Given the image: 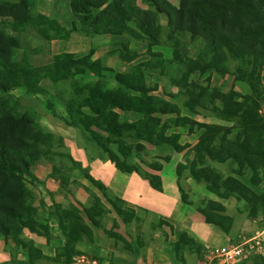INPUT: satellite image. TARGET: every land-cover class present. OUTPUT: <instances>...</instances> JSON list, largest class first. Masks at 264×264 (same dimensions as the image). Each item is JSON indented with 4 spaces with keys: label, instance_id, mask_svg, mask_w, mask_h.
Wrapping results in <instances>:
<instances>
[{
    "label": "trees",
    "instance_id": "1",
    "mask_svg": "<svg viewBox=\"0 0 264 264\" xmlns=\"http://www.w3.org/2000/svg\"><path fill=\"white\" fill-rule=\"evenodd\" d=\"M32 1L18 0L6 5L8 11L5 13L12 17V29L18 36L0 28V91L9 92L19 85L17 79L21 78L31 91L40 89L39 81L43 78L54 84H73L70 86L68 99L62 97L67 123L84 130L119 170L137 172L149 180L154 188L161 189L160 175L143 174L136 165L128 163L127 159L135 154L132 150L124 151L127 144L123 138L133 135L148 140L156 148L167 146L180 152L186 145L180 144L178 133L167 134L169 127L159 114H175L177 125H186L193 120L181 115L179 105L169 103V107H166L165 101L149 94L150 90L140 65L134 66L130 71L117 72L103 64L100 59H92L94 50L91 49L90 55L84 57L77 53L63 52L54 55L53 60L43 66L33 67L27 63L24 67L20 65L18 75L15 70L16 61L12 56L14 50L21 47V32L29 26L46 39L54 38L49 34L48 28H44L51 25L58 31H64L63 35L55 37L67 38L72 31L79 30L89 35L129 34L152 46L162 39L164 28L161 15H165L169 28L166 39L173 42L178 49L180 38L188 33L197 49L194 57L177 52L178 56L173 62L182 65L184 70L180 77L173 78L177 82L178 92L176 96H170L182 99V105L192 112L206 110L231 123L230 126L204 125V131L195 147L196 157L192 162L191 175L197 180L204 179L211 185L210 189L218 191L222 177L209 166L198 168L207 157L221 161L234 159L242 168L264 165V118L258 106L259 99L264 96V85L261 83V70L264 67V0H179L176 5L169 0H71V10L82 28H78L76 22H73L69 29L35 10ZM138 56L136 51L130 50L128 43H123V52L119 53L122 60L130 62ZM156 63L165 64L164 61ZM107 72L118 86H109L105 82ZM197 72H216L221 76H230L235 81L234 87L227 92L210 85L199 87L190 80ZM77 73H92L97 79L85 83L83 80H76ZM237 85L245 87V93H240L236 89ZM123 112H135L141 114V117L138 122L129 123L122 121ZM32 122L26 113H9L2 121L0 137L2 134H23ZM133 130L135 132L132 133ZM19 133L15 136L19 151L9 148L11 146H6L4 142L0 143V177H3L1 187L4 189L0 199V237L11 236L14 239L25 228H30L28 223L33 207L27 204L31 193L27 190L23 174L30 170V159L38 157V154L26 152L25 149L31 143ZM120 155L124 160H121ZM169 158L166 156L164 160L168 161ZM142 161L144 162L143 159ZM149 167L160 171L163 165L156 163L149 164ZM84 173L94 185L103 189L112 210L126 223L141 220L131 208L123 207L119 199L109 197L104 187L88 172ZM178 175L180 176L179 171ZM154 179L157 181L154 182ZM179 187L182 192L180 184ZM183 200L187 201L185 197ZM54 210L66 234V243L59 249L58 256H67L68 259L72 254H79L74 245L76 241L85 236L92 238L93 235L92 228L81 212L84 211L87 218L99 227L101 219L109 211L98 196L89 207L55 204ZM202 212L208 222L229 232L227 227ZM41 226L35 224L34 229L30 230L41 233L48 231L47 226L39 231ZM179 236L172 247L177 258L188 264L178 252L180 238H187L196 248L202 247L185 232H181ZM38 257H44L42 252Z\"/></svg>",
    "mask_w": 264,
    "mask_h": 264
},
{
    "label": "rangeland",
    "instance_id": "2",
    "mask_svg": "<svg viewBox=\"0 0 264 264\" xmlns=\"http://www.w3.org/2000/svg\"><path fill=\"white\" fill-rule=\"evenodd\" d=\"M171 3L177 0H169ZM11 2H18V0H0V28L5 32H9L14 36H18L13 31V19L9 15H6V5ZM178 4V2H177ZM162 16V15H161ZM163 17V16H162ZM165 21V20H164ZM165 23V22H164ZM80 24V23H79ZM55 26V24H53ZM48 28V32L53 37L63 35L64 31H58L50 26H44ZM162 39L158 44L147 45V43H137L133 49L139 56L135 58L131 63L126 64L127 70H132L136 65L142 67L143 75L145 76L146 85L150 90L151 96L161 98L166 102V107H169V103L177 104L181 107V115L188 116L193 120L186 125H177L175 121V114H168L161 116L163 122L167 123L169 127L167 134L178 133V140L180 144L186 145V148L180 152H176L167 146L164 148H156L148 140L141 139L126 135L123 140L126 142L127 147L124 151L132 150L135 154L134 157L127 159L129 164L136 165L143 174L149 173L154 176L157 171L149 167V164H162L165 165L164 158L169 156L171 159L176 160V172H180V185L182 187V196L192 205L204 211L209 217L228 228L229 235L232 237L233 242L228 245H235L243 241L244 239L251 238L260 233L264 234V165L253 167H240V164L234 159H227L224 161L218 159H211L207 157L204 164L201 166L211 167L222 180L219 183V190L215 191L210 189L211 185L204 179H194L191 175V166L193 160H195V147L199 141V138L204 131V125L206 124H223L230 126L231 123L222 120L211 112L206 110H200L199 112H192L189 108L182 105V99L172 97L178 92L177 82L173 78H178L183 73V66L174 63L173 60L177 58V52L182 55L194 57L197 53L195 44L191 41L188 34L183 35L180 38L179 48L176 49L173 42L166 39L169 33L167 25H163ZM128 37L132 38L129 34L122 36H109L102 41V45L108 47L107 55L98 58L103 64H108L106 59L112 55L119 56L120 52H123V43H128ZM81 48H84L81 46ZM34 52L29 51L21 45L16 48L13 54V60L16 61V72L20 71L22 65L30 64L33 67H39V65H33L30 62L34 60L35 56L45 58V55L39 50V47L35 48ZM83 51L77 52L81 57L90 55L88 49H82ZM94 50V49H93ZM102 53V50L98 51ZM35 55V56H34ZM52 57L50 56L49 59ZM95 59V55H92V59ZM30 59V60H29ZM172 60V62H170ZM157 61H164L165 64H157ZM43 66V65H40ZM112 68V67H111ZM105 82L109 86H118V83L114 80L111 74L107 72ZM18 75H20L18 73ZM76 80H83L85 83H89L97 79L92 73H77ZM193 78V79H192ZM190 80L195 82L199 87H217L222 91L227 92L234 87V79L230 76H221L218 73H200L197 72ZM19 85H16L9 92L0 91V131H2V121L9 113H16L18 115L26 113L28 118L33 120L29 129L19 135L25 138L27 142H30V146L25 150L26 152H32L38 154L35 159H30L31 166L29 172L23 174L24 182L27 185V190L31 193L27 199V204L32 205L33 209L29 216L28 227L25 228L23 233H19L17 237L12 238L8 236L0 237V249L3 251L11 252L12 260L8 264H70L72 258L77 253L72 254L69 259L67 256L56 257H43L39 259L41 250L37 249L35 243L30 241L26 237L25 231H31L34 229L35 224L42 225L38 228L42 231L48 224V217L50 212L54 211V206L50 205L49 192L46 191L54 183V179L49 176L50 171L53 170L51 175L59 178L62 183L60 192L66 196V205L76 204L75 197H81L82 194L87 195L88 201L85 204H90L96 198L93 183L89 182L84 177V172L87 170L85 164L89 163L94 157H100L104 152L98 147L97 143L92 140L89 135L79 127L69 125L67 123V112L62 97L68 99L70 93L71 83H52L51 80L43 78L39 81V90L31 91L26 85H24V79H17ZM261 83L264 85V67L261 70ZM85 87V85H83ZM236 89L240 93H245V87L240 85L236 86ZM200 90V88H197ZM209 101V98H207ZM258 106L260 107L261 114L264 118V96L259 99ZM221 105L220 101H217ZM141 114L135 112H123L121 113L122 121H128L129 123H136L139 121ZM102 132V131H101ZM135 130L132 131V133ZM18 133H11L7 135H1L0 143L4 142L9 148L19 151L16 145L18 144L15 136ZM130 134V133H129ZM145 148V149H144ZM121 160H124L123 156ZM144 160V162L142 161ZM84 166V167H83ZM85 169V170H84ZM167 174H170L173 170V165L169 164L166 167ZM157 180L154 179V182ZM3 177H0V199L4 192L2 189ZM44 210V211H43ZM52 210V211H51ZM105 216L104 224L107 234L114 235L119 242L126 243L124 237L120 231L117 230L116 224L118 219H115V212ZM115 214V215H114ZM114 218V219H112ZM153 218L151 215L147 216L145 224H138L139 231L142 235L143 242L147 240L157 229V222L147 224ZM115 220V222H113ZM28 222V221H27ZM167 225V224H166ZM135 222H130V225L126 227L128 233L134 230ZM173 229V228H172ZM23 230V228H22ZM169 230V229H168ZM132 233V232H131ZM179 239V235L176 236ZM179 241L178 252L183 256L189 264H210L211 250L205 251L203 248L198 247V251L195 244L190 243L187 238L181 237ZM6 241V243H5ZM175 242H172L174 244ZM187 243V244H186ZM35 248H31L34 247ZM227 246V245H226ZM4 247V248H3ZM220 248V247H219ZM32 249V250H29ZM196 249V251H195ZM216 248L212 249L215 250ZM25 251L27 258L25 259ZM30 252V254L28 253ZM29 256V257H28ZM0 264H3L0 262ZM5 264V263H4ZM238 264H264V260L261 255H250L245 260Z\"/></svg>",
    "mask_w": 264,
    "mask_h": 264
},
{
    "label": "crops",
    "instance_id": "3",
    "mask_svg": "<svg viewBox=\"0 0 264 264\" xmlns=\"http://www.w3.org/2000/svg\"><path fill=\"white\" fill-rule=\"evenodd\" d=\"M70 1L33 0L31 4L35 10L47 16L48 19L58 21L66 29H69L73 22H76L78 28H82V25L79 24V21L71 10ZM177 2L173 1V4L176 5ZM162 16V25H167L166 16ZM109 36L122 35H89L79 30L72 31L67 38L54 37L46 39L33 27L29 26L21 32L20 41L21 45L31 52H34L35 48L39 47L45 58L34 55V60L32 61V58L29 60L33 65L40 66L50 63L56 54L63 52L77 53L83 51L82 49H88V51L94 49L96 58L104 57L107 55L108 47L102 45V41ZM127 39L131 49L137 43L146 42L133 37H128ZM81 46L84 48H81ZM100 50H102V53L98 52ZM50 56L52 57L51 59H49ZM132 61H124L119 56L112 55L106 59L108 63L106 65L112 67L117 72H124L126 64ZM173 158L166 161L162 170H156L162 181L161 189L154 188L149 180L137 172L119 170L104 154H101L100 157L92 158L89 163L85 164L87 170H84L104 187L106 194L114 199H119L123 207L131 208L141 220H131L130 222H135V228L128 233L126 227L130 225V222L126 223L115 212L116 215L114 214V217L118 219V224L114 228L117 226V230L120 231L126 243L119 242L114 235L107 234L104 231V218L113 213L112 211L114 210H112L110 203L106 199L103 189L93 184L96 196L101 199L109 211L101 219L99 227L95 226L87 218L84 211L81 212L85 221L92 228L93 235L92 238L85 236L75 242L74 245L76 250L79 251L78 253L95 255L109 260L113 264H185L177 258L172 247V242L178 240L176 236L181 232L187 233L189 237L193 238L198 245L208 252L214 248L231 244L233 239L229 235V232L227 233L217 224L208 222L201 210L195 208L192 203L183 200L181 188L179 187L180 177L175 168L177 162ZM169 164L173 165V170L170 171V174H167L166 167ZM52 172L53 170L50 171L49 176L54 179L53 186L52 188L47 186L48 188L46 189L49 192V200L51 201L49 206H54L55 204L66 205V195L60 192L62 183L59 178L51 175ZM83 175L91 182L85 176V173ZM74 197L77 206L81 208L91 205V203L85 204L88 201L85 194H82L79 198L78 196ZM149 215L153 219L149 220L150 222L147 224L157 222L158 229L143 242L142 235L137 233L139 231L138 224H145ZM47 227V232L25 231V235L30 241L35 243V246L41 250L45 258L56 257L58 253L57 249L59 250L66 243V234L61 227L60 219L55 210L49 214ZM56 251L57 253L55 254ZM26 253L25 251L23 252L25 259L27 258L26 255H28ZM12 258L10 251L7 252L0 249L1 263L8 264Z\"/></svg>",
    "mask_w": 264,
    "mask_h": 264
},
{
    "label": "built area",
    "instance_id": "4",
    "mask_svg": "<svg viewBox=\"0 0 264 264\" xmlns=\"http://www.w3.org/2000/svg\"><path fill=\"white\" fill-rule=\"evenodd\" d=\"M211 251L210 264H238L250 255H261L264 257V234L260 233L251 238L244 239L238 244L222 246ZM70 264L113 263L95 255L79 253L72 258Z\"/></svg>",
    "mask_w": 264,
    "mask_h": 264
}]
</instances>
